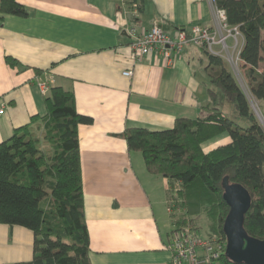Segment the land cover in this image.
<instances>
[{"label": "crops", "instance_id": "0c3cea01", "mask_svg": "<svg viewBox=\"0 0 264 264\" xmlns=\"http://www.w3.org/2000/svg\"><path fill=\"white\" fill-rule=\"evenodd\" d=\"M17 1L27 15L0 20V142L46 113L50 89L40 92L36 79L51 76L50 86L71 91L77 112L92 118L77 126L91 263L176 264L168 247L179 208L169 179L150 173L122 132L163 130L177 117L205 116L208 57L191 42L171 61L155 52L136 57L127 27L148 29L157 21L172 35L193 24L211 27L213 0ZM228 141L222 133L202 147ZM33 242L29 228L0 222V264L31 260Z\"/></svg>", "mask_w": 264, "mask_h": 264}, {"label": "trees", "instance_id": "16d2710c", "mask_svg": "<svg viewBox=\"0 0 264 264\" xmlns=\"http://www.w3.org/2000/svg\"><path fill=\"white\" fill-rule=\"evenodd\" d=\"M213 3L224 10L227 24L237 26L241 33L243 79L250 96L263 101L264 111V0ZM4 14L26 16L27 10L17 0H0V20ZM205 52L211 84L207 114L177 117L171 128L163 130L127 127L122 136L129 150L141 153L146 169L168 178L169 193L177 194L171 196L179 208L178 225L172 232L179 230L185 236L189 230L199 231L196 221L204 218L205 238L219 239L225 245L222 223L229 207L222 197L221 180L227 175L250 193L246 231L264 239V129L226 61ZM6 59L16 64V59ZM215 87L248 121L245 126L217 106ZM44 100V115H33L0 142V222L22 225L34 234L33 258L13 264H92L77 133V126L92 118L78 113L73 93L59 85L51 86ZM222 133L228 135V142L203 149L205 141ZM224 251L200 264H239Z\"/></svg>", "mask_w": 264, "mask_h": 264}, {"label": "built area", "instance_id": "2783aa9c", "mask_svg": "<svg viewBox=\"0 0 264 264\" xmlns=\"http://www.w3.org/2000/svg\"><path fill=\"white\" fill-rule=\"evenodd\" d=\"M214 24L211 27L193 24L186 29H179L175 35L169 34L163 23L154 21L148 29L127 27V33L131 37L130 49L136 57L155 52L169 61L177 56L188 42L203 46L208 52L221 56L229 62L233 69H238L239 46L238 36L241 33L237 26H229L226 22L223 9L214 5ZM125 76L131 75V70L123 71ZM51 76L36 79V85L40 92L47 93L51 85ZM5 113V106L0 103V115ZM171 260L180 262L204 263L216 259L225 249V245L219 239L204 238L197 231L189 230L183 236L179 230L174 232L169 243Z\"/></svg>", "mask_w": 264, "mask_h": 264}, {"label": "water", "instance_id": "95a60500", "mask_svg": "<svg viewBox=\"0 0 264 264\" xmlns=\"http://www.w3.org/2000/svg\"><path fill=\"white\" fill-rule=\"evenodd\" d=\"M252 108L261 120L262 115L253 104ZM221 186L222 197L229 207L222 223L226 257L239 264H264V239L249 235L244 227L245 213L251 203L250 193L241 183L230 182L227 175L222 178Z\"/></svg>", "mask_w": 264, "mask_h": 264}, {"label": "rangeland", "instance_id": "374dc122", "mask_svg": "<svg viewBox=\"0 0 264 264\" xmlns=\"http://www.w3.org/2000/svg\"><path fill=\"white\" fill-rule=\"evenodd\" d=\"M240 44H241V36H238V45H240ZM225 61H226V60H225ZM241 64H242V61L239 60V61H238V69H233V68L231 67V65L229 64V62L226 61V63H225V65L227 66V68H228L230 71H232V72L234 73V76H235L236 80L238 81L239 85H240V86L242 87V89L248 94V96H249V98H250V102H252L253 106H255V108H256L258 114L260 113V114L262 115V113L260 112V108H259V106L261 105L262 112H264V111H263V101L260 102L259 100H256V99H254L253 97L250 96V94H249V92H248V90H247V87H246V85H245L244 79H243ZM215 88H216V87H215ZM216 91H217V106H219V108H220V109H221V110H222V111H223V112H224V113H225L230 119H232L234 122L239 123V124L242 125V126H245V125L248 123V121H247L244 117L240 116V115L237 113V111H236V109H235L233 103H232L230 100H228V99L222 94V92H221L218 88H216ZM257 106H258V107H257ZM252 109H253V108H252ZM254 113H255V112H254ZM255 115H256V113H255ZM256 117H257L259 123L262 125V127H263V129H264V116H263V115L261 116V117H262L261 120L258 118V116H256ZM173 196L176 197L177 194H176V193H173ZM196 222H197V224L200 226V230L198 231V233H199L200 235L205 234V229H206V227H207V226H206L205 219L202 218V219H200V220H197Z\"/></svg>", "mask_w": 264, "mask_h": 264}]
</instances>
